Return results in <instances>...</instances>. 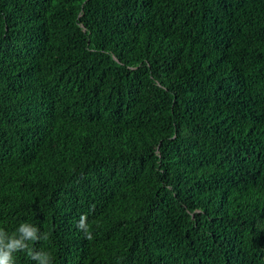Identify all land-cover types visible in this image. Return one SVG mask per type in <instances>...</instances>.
Instances as JSON below:
<instances>
[{"label": "trees", "instance_id": "trees-1", "mask_svg": "<svg viewBox=\"0 0 264 264\" xmlns=\"http://www.w3.org/2000/svg\"><path fill=\"white\" fill-rule=\"evenodd\" d=\"M24 222L52 264H264V0H0V229Z\"/></svg>", "mask_w": 264, "mask_h": 264}, {"label": "clouds", "instance_id": "clouds-1", "mask_svg": "<svg viewBox=\"0 0 264 264\" xmlns=\"http://www.w3.org/2000/svg\"><path fill=\"white\" fill-rule=\"evenodd\" d=\"M77 228L85 233L87 239H92V234L87 222V215H81ZM48 235L39 234V229L31 223H21L16 232L9 235L4 229H0V264H15V253L26 252L37 264H52L51 255L48 252L36 251L30 247L29 242L48 240Z\"/></svg>", "mask_w": 264, "mask_h": 264}]
</instances>
